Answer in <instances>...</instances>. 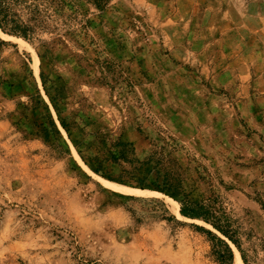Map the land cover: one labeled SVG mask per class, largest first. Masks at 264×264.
I'll return each mask as SVG.
<instances>
[{
	"label": "rangeland",
	"instance_id": "obj_1",
	"mask_svg": "<svg viewBox=\"0 0 264 264\" xmlns=\"http://www.w3.org/2000/svg\"><path fill=\"white\" fill-rule=\"evenodd\" d=\"M62 1L0 30V264H218L185 198L264 264V0Z\"/></svg>",
	"mask_w": 264,
	"mask_h": 264
},
{
	"label": "trees",
	"instance_id": "obj_2",
	"mask_svg": "<svg viewBox=\"0 0 264 264\" xmlns=\"http://www.w3.org/2000/svg\"><path fill=\"white\" fill-rule=\"evenodd\" d=\"M47 7L40 8L39 0H33L32 3L27 5L25 9L29 13V17L23 20L18 13L14 10L20 4H26L24 0H0V30L8 35L21 38L24 41L31 42L37 32L49 31V17L50 12H61L63 1L62 0H43ZM97 9L103 7L107 0H92ZM42 5V4H41ZM43 47V52L47 51L46 43L39 44ZM39 57L42 55L39 53ZM42 79V76L40 75ZM43 90L46 95H49L45 87L44 80L41 81ZM51 100H53L50 97ZM50 131L59 133L57 125L54 120H48ZM60 126L65 129V125L59 120ZM109 179V178H108ZM162 191L169 193L172 197L176 198L178 195L177 188H172L171 185L163 184ZM216 198L206 200H190L185 198L179 200V208L177 212L186 219L199 220L208 225L210 229H205L200 226L192 225L195 230L205 233L211 241V251L218 264H232L233 253L229 243H231L238 251L241 261L245 264V256L241 248L240 239L236 229L232 228L231 220L222 210L216 206Z\"/></svg>",
	"mask_w": 264,
	"mask_h": 264
},
{
	"label": "bare ground",
	"instance_id": "obj_3",
	"mask_svg": "<svg viewBox=\"0 0 264 264\" xmlns=\"http://www.w3.org/2000/svg\"><path fill=\"white\" fill-rule=\"evenodd\" d=\"M108 184H109V188H112V189H121L123 187V186H120V185H117V184H112V183H108ZM233 264H241V260L239 258V255H238L237 251H235Z\"/></svg>",
	"mask_w": 264,
	"mask_h": 264
},
{
	"label": "water",
	"instance_id": "obj_4",
	"mask_svg": "<svg viewBox=\"0 0 264 264\" xmlns=\"http://www.w3.org/2000/svg\"><path fill=\"white\" fill-rule=\"evenodd\" d=\"M232 264H233V262H232Z\"/></svg>",
	"mask_w": 264,
	"mask_h": 264
}]
</instances>
